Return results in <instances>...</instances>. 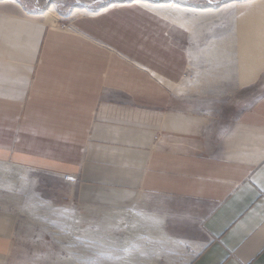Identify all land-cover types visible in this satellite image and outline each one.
<instances>
[{
    "label": "crops",
    "instance_id": "1",
    "mask_svg": "<svg viewBox=\"0 0 264 264\" xmlns=\"http://www.w3.org/2000/svg\"><path fill=\"white\" fill-rule=\"evenodd\" d=\"M171 3L178 5L74 7L75 28L59 32L31 19L42 6L36 0H0V162L76 174L82 201L150 196L157 223L190 239L201 235L183 264H264V96L214 151L203 143L204 116L167 110L168 86L155 76L181 81L191 56L165 37L160 18L188 30L179 18L210 8ZM238 8L234 74L251 85L264 73V0ZM145 17L150 25L139 22ZM122 93L134 103L111 97ZM14 226L15 216L0 209V260Z\"/></svg>",
    "mask_w": 264,
    "mask_h": 264
},
{
    "label": "rangeland",
    "instance_id": "2",
    "mask_svg": "<svg viewBox=\"0 0 264 264\" xmlns=\"http://www.w3.org/2000/svg\"><path fill=\"white\" fill-rule=\"evenodd\" d=\"M36 1L42 6L31 19L44 22L38 16L53 3L58 17L55 23L44 24L49 30L63 32L67 30L66 27L75 28L72 25L76 18L72 15L74 7L97 10L107 2L110 4L128 0ZM145 1L176 2L178 5L197 9H219L230 2H245ZM238 4L235 7V25L240 9ZM134 18L139 19L138 16ZM160 19L165 22V37L173 45L185 50L189 56L193 55L190 57L191 67L184 73V83L189 84L186 91L179 95L162 86L167 91V97L164 99L166 108H180L204 116L207 121L203 143H207V138L209 150L214 151L215 142L229 132L234 120L237 121L239 115L252 109L253 105L263 98L264 73L255 84L238 83L233 63L237 46L234 42L233 49L231 37L232 32L235 33L233 37L236 41L238 31L232 29L230 18L225 19L220 15L210 20H201L194 24L192 32L174 22ZM139 22L150 25L147 18ZM152 26L160 27L158 24L157 27ZM54 39L56 38H52V41ZM190 85L198 86L191 89ZM107 91V88L102 89V93ZM111 94L116 92L112 90ZM121 96L123 97L120 99L111 97L127 104L134 103L132 95L122 93ZM141 98L146 101L152 97L145 95ZM191 150L193 154L200 152L199 147H193ZM22 179L14 180L16 182L11 189L7 182L8 177L0 175V209L4 208L15 216L12 247L6 259L0 260V264H183L198 250L196 246L201 235H191L190 239L189 235H177L171 230L169 232L164 224L159 221L157 223V217L152 215L150 196L132 192L127 194L125 200L115 205L103 201H82L77 198L74 188L79 182V177L75 184H69L62 180V174L28 168L27 175Z\"/></svg>",
    "mask_w": 264,
    "mask_h": 264
},
{
    "label": "bare ground",
    "instance_id": "3",
    "mask_svg": "<svg viewBox=\"0 0 264 264\" xmlns=\"http://www.w3.org/2000/svg\"><path fill=\"white\" fill-rule=\"evenodd\" d=\"M11 2L14 1V0H10ZM145 5H147L148 3L146 2H143ZM238 3L237 2H230L228 4H225L223 5L222 7H220L219 9L218 8H208V9H203L202 10H199L198 11V15H193L191 16L190 19H186L184 18L183 16L181 18H179L178 20V23H180L181 25H183L184 27H186L190 32L193 31V27H194V22L196 20H199V19H202V20H210L214 17H218L220 15H222V17H225V19H228L230 18V22L231 24H233L232 26V29L234 28V21L236 20L235 17H236V5ZM172 6H174L175 8L176 7H179L178 5H175L173 3H171ZM45 22H48V23H55L54 19L57 17V12L55 10V6L54 5H51V7L47 10V12L45 14H42L40 16ZM216 19V18H215ZM208 22V21H207ZM62 28V27H61ZM65 28V26H64ZM66 29H70L68 27H66ZM235 34V33H234ZM232 36H233V32H232ZM231 36V37H232ZM233 39V37H232ZM236 39V38H235ZM193 55H191V58H192ZM235 58V57H234ZM236 60V59H235ZM236 63V61H235ZM191 67V65H190ZM238 67V66H237ZM236 69V68H235ZM156 75V74H155ZM156 78L158 77L160 80H162V82L164 84H166L169 88L172 89V91L175 93V94H181L183 92L186 91V89L189 87V84L188 87L187 85L184 83V79H181V81H178V82H175V83H172L170 81H167V80H164L161 76H158L156 75L155 76ZM186 81V80H185ZM188 81V80H187ZM190 82V81H189ZM188 82V83H189ZM192 82V81H191ZM192 84V83H191ZM195 85V84H193ZM191 89H194L196 88V86H192L190 85ZM193 91V90H192ZM28 173V168H25V167H21L20 165H16V164H13V163H9V162H0V175L2 176H7L9 181L8 182V185H10V188L13 189L14 188V180H20L22 178H24ZM23 180V179H22ZM21 180V181H22ZM31 180V179H30ZM26 183V182H25ZM16 187V186H15ZM28 187V186H27ZM34 193V192H33ZM32 194V193H31ZM31 198V196H30ZM44 206V205H43ZM47 206V205H46ZM42 211V210H41ZM49 211V210H48ZM35 214V213H34ZM44 215V214H43ZM35 218H38V217H35ZM41 218V217H40ZM57 236V235H56ZM59 236V235H58ZM57 236V237H58ZM109 244V243H108Z\"/></svg>",
    "mask_w": 264,
    "mask_h": 264
},
{
    "label": "built area",
    "instance_id": "4",
    "mask_svg": "<svg viewBox=\"0 0 264 264\" xmlns=\"http://www.w3.org/2000/svg\"><path fill=\"white\" fill-rule=\"evenodd\" d=\"M62 178V180L69 184H75L78 181V175L76 174H63Z\"/></svg>",
    "mask_w": 264,
    "mask_h": 264
},
{
    "label": "water",
    "instance_id": "5",
    "mask_svg": "<svg viewBox=\"0 0 264 264\" xmlns=\"http://www.w3.org/2000/svg\"><path fill=\"white\" fill-rule=\"evenodd\" d=\"M160 3V2H159Z\"/></svg>",
    "mask_w": 264,
    "mask_h": 264
}]
</instances>
